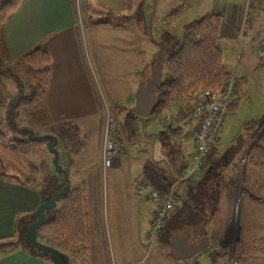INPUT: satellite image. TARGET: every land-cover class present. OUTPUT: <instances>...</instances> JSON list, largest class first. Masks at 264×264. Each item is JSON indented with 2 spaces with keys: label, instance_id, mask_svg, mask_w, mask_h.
Instances as JSON below:
<instances>
[{
  "label": "crops",
  "instance_id": "1",
  "mask_svg": "<svg viewBox=\"0 0 264 264\" xmlns=\"http://www.w3.org/2000/svg\"><path fill=\"white\" fill-rule=\"evenodd\" d=\"M116 2L117 9L121 13L130 11V0H116ZM209 2L211 0L202 1L204 11L200 17L207 13L221 15L222 25L218 45L220 47V43H223L228 49L227 56L225 58L223 56V63L232 78L245 82L244 77L238 75L249 71L247 62L244 61L249 55L236 52L235 38L241 35L247 3L245 0H214V5L211 7ZM186 3L183 2V7L179 6L177 12L185 8ZM82 5V0H24L4 23H0V66H21L24 62L19 58L39 45L50 57L46 91L40 100L29 105L31 108L29 128L23 130L30 133L32 141L40 138L51 141L47 136H54L57 139L56 145L61 143L59 157L62 156L63 169L68 171L70 181H74L77 187L84 186L87 190L90 178L97 187L100 186L101 179L109 180L111 197L117 201L114 204L115 208L122 210L123 205L117 203L125 198L135 202L132 217L137 220L134 226L139 234L144 236L145 242L124 245L118 248V253L114 252L116 246L114 249L112 245V250L109 249L108 252L109 262L106 264H199L195 257L200 253L213 256L217 264H228L227 251H215L214 245L220 242V237H226L224 245L221 241V246L225 248L231 234L229 226V218L233 213L231 184L237 182L239 176L236 165L239 154L248 142L241 138L238 130L233 135L235 139L224 144V139L230 136L225 133L222 135L224 130H220V140L224 147L218 149L219 154L212 152L206 156L202 177L196 176V178L194 174H190L195 151L190 135L193 123L187 124L182 129H166L168 127L162 125L159 120V116H163L172 107L176 108L178 115H182L179 113V108L186 106L187 102L172 105L159 113H154L153 107L148 116L133 112L141 88L145 90L146 96L155 95L157 100L156 87L163 75L155 88L149 90V82L155 74L154 66L159 45L150 42L149 45L148 36L144 35L142 28L138 26L144 27L147 24L146 20L153 19L151 1H141V12L133 18L136 23L135 33L128 32L120 24L99 22L95 17H81ZM167 5H171L170 2L167 1ZM260 6L264 11V3L251 5L250 10L257 12L255 8L260 9ZM231 16H234V19ZM173 17L175 15L170 16V22ZM261 20H264V14ZM229 25L237 27L232 31L235 38L233 37L231 47L221 41V34L224 30L225 35L226 27ZM162 26L163 22H160L161 30L157 41L164 43L162 52L164 56L166 50L175 42L171 33L167 34ZM163 35L167 36L163 37ZM258 45L259 39L253 48L259 61ZM120 78L124 79L125 87L117 92L115 84ZM239 89L240 85L234 92L233 107L228 108L225 113L223 124L235 126L234 123H237L240 128L244 122L236 121L233 116L239 105ZM195 101L189 103L191 107ZM13 105V103L9 104L5 112L0 113L2 119L0 125L8 118ZM107 109L115 115H117L116 109H119L121 112L117 116L118 119L131 112L134 115L135 133L130 137L128 146L117 157L116 163L104 176L101 152ZM22 110L11 112L12 116H21L19 113ZM263 115L252 116L250 120L260 119ZM10 120L13 122V117ZM96 121H99V126L95 128ZM41 125L44 127L41 131L43 133L38 134L40 130L37 129H40ZM94 129H96L95 136L91 135ZM123 164L128 167L126 178ZM246 167L243 170V179L247 176ZM209 168L214 169L218 174L217 177L214 174V181L208 183V193H214L218 197L214 217L211 218L209 215L208 204L203 205V212L194 208V203L185 196L192 183L181 182L173 190L175 193L173 200L178 202L174 211L167 217L163 230L151 237L150 222L157 209V202L150 199L148 193L151 190H158V184L148 179V175L166 178L168 181L194 176L196 181L203 178ZM218 180L220 184L215 185ZM225 180L227 182H224ZM143 182L148 191L139 195L137 187ZM221 183L224 184L221 186ZM38 193L40 190L27 182L0 177V239H14L24 232L27 222L36 213L41 202ZM187 199L193 204V209L189 205L192 213L200 220L195 226L180 224L179 218H175L173 214L180 211L181 202L188 203ZM221 200L228 203L229 214L223 223L217 225L214 224V218L219 212L218 205ZM254 200L258 199L255 197ZM251 218H253L250 226L252 235H247L251 233L247 232L249 228L245 226L244 216L241 215V223H237L236 231L242 232L241 247L250 243L254 248L262 250L259 245L264 243V211H254ZM196 227L198 230L193 235L192 231ZM173 242L178 244L179 256L171 252ZM0 264H48V262L18 246L11 251H0Z\"/></svg>",
  "mask_w": 264,
  "mask_h": 264
},
{
  "label": "rangeland",
  "instance_id": "2",
  "mask_svg": "<svg viewBox=\"0 0 264 264\" xmlns=\"http://www.w3.org/2000/svg\"><path fill=\"white\" fill-rule=\"evenodd\" d=\"M1 1L2 0H0V2ZM130 1V11H124L123 13H121V11L117 9L118 7L116 0H82L83 5L80 9L81 17H95L98 18L96 20H98L99 22H110V24L112 25L120 24L124 26V28L128 32L135 33L136 23L135 19L133 18L140 14V3L144 0ZM150 1L153 5V19H151L150 21L146 20L147 24L144 25V27L138 26V28H142L143 34L148 36V43L150 42L154 45L158 42L157 37L159 36L161 30L159 27L160 22H163L162 28L167 31V34L171 33V36L174 38V42L180 43L183 26L200 18V16L203 14L202 12L204 11V9L202 8V1L204 2L205 0ZM167 1L170 2L171 5H167ZM245 1L247 3V9L245 11L244 21L242 22V32L240 37L235 38L232 31L237 27L232 25L226 27L225 35L224 30L221 34V41L226 42L229 47L233 45L234 37L236 42V52L249 55V57L245 58L244 60L245 62H247L249 71L238 75L244 77L245 82L239 80L240 100L238 109H236L233 114L236 121L244 123L250 121V118H252V116H261L262 114H264V64H261L263 62L258 61L253 50L257 40L259 39L260 42V39L264 37V20H261L264 11L262 10L261 6L260 9H258V7L255 8L257 9V12H253L250 10L251 5H254L256 3L261 5L262 3H264V0ZM183 2H187V6L185 8H182L180 12H177V10L180 9L179 6L183 7ZM85 5H87V7ZM209 5H211L212 7L214 5V0H211V2H209ZM166 8L169 10H167ZM167 13L170 14L166 15ZM254 13L255 15H252ZM173 15H175V17H173L174 19L170 22V16ZM231 18L234 19V16H231ZM260 24H263V26H260ZM166 36L167 35H163V37ZM220 48L225 58L228 54V49L223 43H220ZM160 70L163 74L161 78V80L163 81L167 78L165 63L161 64ZM36 83L37 77L34 70L24 63H21V66H0V113H4L8 105L12 104L16 99L30 96L34 92ZM123 86L124 79L120 78L115 84L117 92H119V89ZM22 109V112L19 113V115L21 116H12L13 122H11L8 116V118L4 120L5 122L0 125V133L6 135V140L4 142L0 141V172L6 179L19 182H27L31 186H34L36 189L40 190L41 193L49 188V185L52 181L54 183L62 181L64 175L60 171H58V169L53 164L54 155L49 149V142L47 140L38 142L32 141L30 133L23 130L24 128H29V110H31V108L29 106H24ZM112 114L114 115L116 120L114 140L118 145V157L121 155L122 150L128 146V143L130 142V136H128V133L122 126V118L118 119L117 115H115L113 112ZM159 117V120L162 123V115H160ZM223 121L218 130V135L212 145V148L203 158L202 172L199 175H195V177H200V175H202L204 160H206L205 158L208 154L212 152L219 154L220 151H218V149L221 150L224 147L225 143H227L228 141L232 142L235 139L233 135L234 133H236V131L240 130L241 134L243 125L240 126V128L237 123H234L235 126H227L225 123L223 124ZM14 125H16L17 127H15ZM98 126L99 121H96L95 128ZM43 129L44 127L43 125H41V128L37 129L40 130L38 131V134L43 133L41 132L43 131ZM220 130H224V132H222V135L223 133H225L230 136L224 139V144H222L220 140ZM91 135H96V129L91 132ZM13 139L30 141L27 146L28 152L25 155L20 154L15 156L10 153L9 150H6V148H4L5 145H7V141ZM252 144L253 143L249 144L248 142V145L245 147V149L243 148L244 150L242 149L241 153L239 154V159L236 165L238 170L237 174L239 177L237 178L236 183L231 184L233 213L229 218L231 234L229 235L228 243L225 248H223V246H221V241L223 242L222 245H224L226 237H220V242L214 245L215 251H227L228 264H264V243L259 245L260 247H262V250L254 248V246L250 243H246L245 245H243L244 247H241L242 232L236 231L237 223H241L242 215L245 217L244 221L246 228H249L247 232L251 233L247 235H252L250 226L253 218H251V215L254 211H264V169L249 167V165L246 164V157L251 147L250 145ZM55 148L58 151V154H60L61 143H58ZM5 150L7 152H4ZM9 154L11 155L9 156ZM116 161L117 160H115L114 164L116 163ZM58 166L63 169L64 164L62 156L61 158L59 157ZM123 166V171L125 172L126 178L128 175V167L126 164H123ZM245 167L247 176L245 179H243V170L245 169ZM195 177L191 176L190 178L191 180H193L195 179ZM91 180L92 178L88 180L89 185L87 186L86 190L89 238L88 244L84 246L86 248L85 256H83V258L81 256L76 260H72V253L76 252V250L78 251V249H80L82 245L70 244L65 239L59 242H55L47 239L44 236L38 237V240L41 243L58 249L66 257H68L69 264H106L107 262H109L108 252L109 249L112 250V245H114V249L116 246V251L114 252L118 253V248H122L124 245L135 244L137 242H145L144 236H141L134 226L135 220H137V218L134 219L132 217V211L135 206V202H131L127 200V198H125V200L122 199L121 202L117 203L123 205L122 210H119L114 206L117 201L113 200L111 197L109 180L104 181L101 179L99 187H97ZM182 180V178L175 179L173 187L181 184ZM224 182H227V180H225ZM140 184L145 185L144 182ZM219 184L220 180H218V183L215 185ZM222 184L224 183H221V186ZM70 187H77L74 181H70ZM147 191L148 190H146V192ZM40 193H38V196L41 201ZM207 196L209 200L205 198L204 199L208 202L210 201L209 203L207 202V207L210 217L213 218L216 213L215 211V213L211 216L214 195L213 193H208ZM255 197L258 200H254ZM177 203V201H173V208L168 213L167 217L172 211H174ZM218 209L219 212L214 218V224L220 225L226 220L229 214V205L225 200H221L218 205ZM120 211L124 212L120 213ZM166 219L163 222L162 230L164 228ZM155 235H158V231ZM17 237L18 235L15 236L13 240H16ZM4 240L7 241L8 239ZM149 241L150 240L148 239V242ZM105 249H107L108 251ZM215 259L216 258H213V256L209 257L208 254L205 253H200L197 255V257H195V260H197L199 264H217L215 262ZM46 261L48 262V264H51L50 260L46 259Z\"/></svg>",
  "mask_w": 264,
  "mask_h": 264
},
{
  "label": "trees",
  "instance_id": "3",
  "mask_svg": "<svg viewBox=\"0 0 264 264\" xmlns=\"http://www.w3.org/2000/svg\"><path fill=\"white\" fill-rule=\"evenodd\" d=\"M24 0H2L0 2V23H4L23 3ZM222 25V17L218 13H207L199 19L183 26L182 37L180 43H174L168 48L163 56L167 78L160 80L156 87L157 100L153 112L159 113L182 102H187L186 106L179 108V113L183 114L191 110L190 102L196 100L197 94L203 90H218L225 87L229 83H233L234 92L237 91L240 81L232 78L230 71L223 63V53L218 45L220 40V29ZM20 61L31 66L36 73L37 83L34 92L28 97L18 98L13 101L11 112L21 110L24 106H29L40 100L47 87L50 57L42 46H36L20 58ZM233 100L228 108L233 107ZM116 109L117 116L120 114ZM134 115L129 112L122 118V126L128 133L133 136L135 129L133 126ZM168 127L166 129H171ZM241 138L248 141L250 149L246 157V164L258 169H264V115L260 119L250 120L242 126ZM257 138V139H256ZM6 135L0 133V141L4 142ZM46 140L44 138L35 141ZM29 140L13 139L8 140L4 148L10 153L17 156L25 155L28 152ZM225 158V157H224ZM214 169H208L203 178L191 180L189 177L183 178L181 182H191V187L186 191L185 196L190 198L194 203V208L203 212L208 199V183L214 181L218 176ZM215 174V175H214ZM213 175L215 177H213ZM3 174L0 172V177ZM199 177V176H198ZM200 177H202L200 175ZM199 177V178H200ZM148 179L158 184V191L162 197H166L169 193L175 197L173 183L175 180L168 181L166 178L152 177L148 175ZM65 185L64 178L60 182L50 183L49 188L40 193L41 201L50 195L54 196ZM213 207L211 216L215 213L218 197L213 193ZM205 198V199H204ZM202 199V200H201ZM209 200V199H208ZM208 202V203H207ZM182 207L177 213H173L175 218H179L178 222L187 226H195L200 220L192 213L189 204L181 202ZM171 214V213H170ZM210 215V214H209ZM37 214L27 222V226L35 221ZM197 219V220H195ZM197 221V222H196ZM44 236L49 240L59 242L63 239L73 245H82L78 251L72 253V260L85 256L88 244V214H87V194L84 186L70 187L66 195H62L57 202L55 208L45 212L43 224L37 230V239ZM23 248L29 254H33V250L24 239V232L20 233L16 240L0 239V251H11L17 247ZM68 258V257H67ZM50 260L48 256L44 257ZM69 261V260H68ZM69 264V263H68Z\"/></svg>",
  "mask_w": 264,
  "mask_h": 264
},
{
  "label": "built area",
  "instance_id": "4",
  "mask_svg": "<svg viewBox=\"0 0 264 264\" xmlns=\"http://www.w3.org/2000/svg\"><path fill=\"white\" fill-rule=\"evenodd\" d=\"M257 54L259 60L264 62V37L260 40ZM233 99V85L229 83L218 90L207 89L200 91L197 94L196 101L192 104L191 110L184 113V115H178L176 108L173 107L163 114L162 124L168 127L182 129L187 124L193 123L190 129V135L195 145V151L193 153L190 174H201L203 158L212 148L224 115ZM115 124L116 120L114 115L110 109H107L101 152L104 176L106 171L117 160L118 145L114 140ZM146 190L147 187L144 184H139L137 187V193L139 195H143ZM148 194L150 199L157 202V209L150 222L151 231L149 233L151 237H154L157 231L159 233L162 230L163 222L173 208L174 200L172 193H169L166 197H162L158 191L151 190Z\"/></svg>",
  "mask_w": 264,
  "mask_h": 264
},
{
  "label": "water",
  "instance_id": "5",
  "mask_svg": "<svg viewBox=\"0 0 264 264\" xmlns=\"http://www.w3.org/2000/svg\"><path fill=\"white\" fill-rule=\"evenodd\" d=\"M159 45V50L157 52V61L155 63V74L152 77V79L149 82V90L154 89L156 84L158 83L162 72L159 69L160 64L163 62V56L162 52L164 49V43L163 42H157ZM147 91V89H146ZM156 104V96L153 95L152 97L146 96V92L144 89H140L139 93L137 94V102L136 107L133 109V112L137 113L141 116H148L152 108ZM51 141H48V146L50 151L53 153V164L55 167L64 175L65 185L54 195V196H46L42 202L38 205L36 209L37 218L35 221L30 223L24 230V239L29 245L30 249L33 250V254L44 258L46 256L49 257L52 264H68V258L61 253L58 249L43 244L37 239V230L40 228L43 224L44 218H45V212L55 208L57 205V202L59 201L60 197L62 195H66L67 191L70 189V180H69V173L67 170L62 169L58 166V160H59V154L56 150L55 146L57 143V139L54 136H47ZM189 205L193 209V204L187 199ZM199 216H201L197 211H195ZM205 221V218H203ZM198 230V227L194 228L192 231V234L195 235V232ZM171 252L174 255L179 256L178 254V244L176 242H173Z\"/></svg>",
  "mask_w": 264,
  "mask_h": 264
},
{
  "label": "bare ground",
  "instance_id": "6",
  "mask_svg": "<svg viewBox=\"0 0 264 264\" xmlns=\"http://www.w3.org/2000/svg\"><path fill=\"white\" fill-rule=\"evenodd\" d=\"M192 138V137H191ZM242 199V198H241Z\"/></svg>",
  "mask_w": 264,
  "mask_h": 264
}]
</instances>
